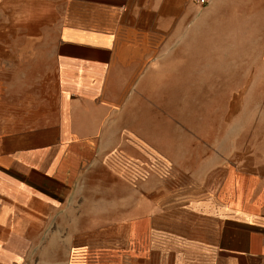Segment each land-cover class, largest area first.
<instances>
[{
    "label": "crops",
    "instance_id": "crops-1",
    "mask_svg": "<svg viewBox=\"0 0 264 264\" xmlns=\"http://www.w3.org/2000/svg\"><path fill=\"white\" fill-rule=\"evenodd\" d=\"M198 7L0 0V264H264V145L164 110Z\"/></svg>",
    "mask_w": 264,
    "mask_h": 264
},
{
    "label": "rangeland",
    "instance_id": "rangeland-1",
    "mask_svg": "<svg viewBox=\"0 0 264 264\" xmlns=\"http://www.w3.org/2000/svg\"><path fill=\"white\" fill-rule=\"evenodd\" d=\"M196 17L181 87L172 89L164 110L190 126L198 144L211 140L218 153L264 145V0H215L198 7Z\"/></svg>",
    "mask_w": 264,
    "mask_h": 264
},
{
    "label": "trees",
    "instance_id": "trees-1",
    "mask_svg": "<svg viewBox=\"0 0 264 264\" xmlns=\"http://www.w3.org/2000/svg\"><path fill=\"white\" fill-rule=\"evenodd\" d=\"M84 254V253H83ZM104 255L103 254V252L102 253H100V255ZM106 257H113L114 259H116V264H120V260H119V254L118 253H116V252H106ZM90 256H92V255H90ZM90 256H88V255H84V257H90ZM97 256V255H96ZM104 257V256H103Z\"/></svg>",
    "mask_w": 264,
    "mask_h": 264
},
{
    "label": "built area",
    "instance_id": "built-area-1",
    "mask_svg": "<svg viewBox=\"0 0 264 264\" xmlns=\"http://www.w3.org/2000/svg\"><path fill=\"white\" fill-rule=\"evenodd\" d=\"M192 1L199 7H204L208 3V0H192Z\"/></svg>",
    "mask_w": 264,
    "mask_h": 264
}]
</instances>
